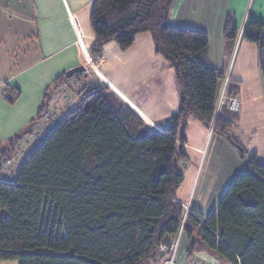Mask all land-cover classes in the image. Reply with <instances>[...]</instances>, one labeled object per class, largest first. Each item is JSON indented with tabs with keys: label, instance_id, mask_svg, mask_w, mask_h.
<instances>
[{
	"label": "trees",
	"instance_id": "trees-1",
	"mask_svg": "<svg viewBox=\"0 0 264 264\" xmlns=\"http://www.w3.org/2000/svg\"><path fill=\"white\" fill-rule=\"evenodd\" d=\"M174 0H93V56L115 41L122 50L151 32L157 53L174 68L180 107L164 130L151 129L102 81L77 89L79 105L23 157L14 181H0V260L20 264H142L185 232L189 251L204 247L231 264H264V164L232 135L238 113L228 106L237 81L208 60L209 36L169 22ZM238 36L232 16L224 28L230 49ZM244 37L259 46L264 82V22L250 21ZM64 73L48 88L36 117L0 147L2 163L30 135ZM10 103L19 97L9 87ZM225 86V87H224ZM223 94L227 98H223ZM191 115L231 142L246 160L217 210L185 217L176 192L187 159L185 129Z\"/></svg>",
	"mask_w": 264,
	"mask_h": 264
},
{
	"label": "crops",
	"instance_id": "crops-1",
	"mask_svg": "<svg viewBox=\"0 0 264 264\" xmlns=\"http://www.w3.org/2000/svg\"><path fill=\"white\" fill-rule=\"evenodd\" d=\"M92 4L93 0H0V92L6 84L9 91L20 94L13 104L0 93V147L36 117L55 79L84 61L91 63L87 80L105 83L110 93L140 115L149 128L164 131L178 113L175 70L157 53L151 32L137 34L127 50L110 41L103 46L100 58L92 55L90 47L96 39L91 26ZM228 16L238 28L230 49L224 40ZM250 21L264 22V0H174L169 16L175 27L205 31L209 36L210 65L223 69L230 81L239 82L241 109L232 135L264 164V82L259 46L244 37ZM79 37L87 50L86 58ZM52 128L38 131V143L33 147ZM185 136L187 159L179 165L184 180L177 189V201L209 216L245 170L246 160L231 142L197 116L189 117ZM19 160L2 163L0 181H14ZM190 245L187 234L179 232L171 250L161 245L158 255L142 264H165L172 256L175 264L229 263L204 247L190 252ZM0 264L20 262L0 260Z\"/></svg>",
	"mask_w": 264,
	"mask_h": 264
},
{
	"label": "built area",
	"instance_id": "built-area-1",
	"mask_svg": "<svg viewBox=\"0 0 264 264\" xmlns=\"http://www.w3.org/2000/svg\"><path fill=\"white\" fill-rule=\"evenodd\" d=\"M79 43L82 45V50L84 57H87V50L85 46L82 44V40L79 37ZM101 55V54H100ZM100 55L97 57L100 58ZM85 66V71L82 73H77L73 75L72 77L68 78L64 82L60 83L54 91V94L52 96V100L49 101L48 108L46 111L42 114L38 124L34 129V131L28 135L24 140L21 141V143L16 148V154L13 158L8 159L5 162H16L17 158L20 159L18 162L20 164L23 157L27 156L32 148L33 144L35 143L34 140L38 138L37 134L43 130H48V127H54L68 112H70L73 109H76L79 105V95L75 91V88L77 85H79L81 78L84 74L88 73V68L91 66V63L89 61H84L82 63ZM228 78L226 79L225 86L227 85ZM3 85V83H0V87ZM224 86V87H225ZM223 98L225 95L223 94ZM228 99V106L229 109L232 112H239L241 109V103L237 97H230ZM39 131V132H38ZM193 213V210L190 205L184 206V214L185 217ZM167 263L172 264L173 261L169 260Z\"/></svg>",
	"mask_w": 264,
	"mask_h": 264
},
{
	"label": "rangeland",
	"instance_id": "rangeland-1",
	"mask_svg": "<svg viewBox=\"0 0 264 264\" xmlns=\"http://www.w3.org/2000/svg\"><path fill=\"white\" fill-rule=\"evenodd\" d=\"M81 73H82V72H81ZM88 73H90V67L88 68ZM88 73H87V74H88ZM87 74H84V75H83V77L81 78V81H80L79 85L76 86L75 91H76L77 93H78L77 89L80 88L81 85H82L83 83L86 82V80H87ZM66 80H67V79H66ZM94 80H95V79H94ZM79 94H80V93H79ZM79 94H78V95H79ZM15 102H17V101H15ZM15 102H14L13 104H15ZM13 104H11V106H12ZM12 109H13V106H12ZM14 109H19V107H15ZM239 112H240V111H239ZM239 112H237V113H239ZM36 130H37V127H36ZM21 132H22V130H21L19 133H17V134H20ZM25 138H26V137H25ZM34 142H35V143H34L33 145H35L36 142L38 143V138H37L36 140H34ZM34 147H35V146H34ZM34 147H33V148H34ZM33 148H32V149H33ZM170 260L173 261L172 264H175V259H174L173 256H172V258H171ZM168 261H169V260H168ZM165 264H169V263L166 262ZM228 264H229V263H228Z\"/></svg>",
	"mask_w": 264,
	"mask_h": 264
},
{
	"label": "water",
	"instance_id": "water-1",
	"mask_svg": "<svg viewBox=\"0 0 264 264\" xmlns=\"http://www.w3.org/2000/svg\"><path fill=\"white\" fill-rule=\"evenodd\" d=\"M83 71H85V66L83 64H81V65H78V66H76L74 68H71V69L67 70L65 74H66V76L68 78H70L73 75H75L77 73H81Z\"/></svg>",
	"mask_w": 264,
	"mask_h": 264
}]
</instances>
